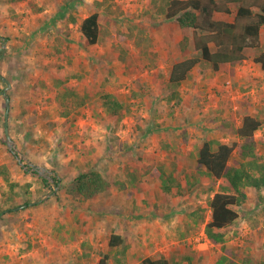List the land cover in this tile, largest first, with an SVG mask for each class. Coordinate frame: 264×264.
<instances>
[{
	"label": "rangeland",
	"instance_id": "1",
	"mask_svg": "<svg viewBox=\"0 0 264 264\" xmlns=\"http://www.w3.org/2000/svg\"><path fill=\"white\" fill-rule=\"evenodd\" d=\"M96 1L0 0V72L11 82L9 130L17 146L14 152L7 142V83L0 80V167L17 184L0 176V264H98L106 253L108 264L183 255L191 260L180 264H218L221 256L227 264H264V188L245 189L238 218L215 243L205 225L218 183L196 163L205 140L239 141L247 114L263 121L255 138L264 160V70L255 52L219 72L200 63L174 87L172 64L199 56L192 30L166 20L152 0H109L100 7V39L88 44L79 25ZM261 42L264 52V26ZM66 86L80 95L116 94L125 117L110 119L99 96L79 106L68 95L60 104L56 94ZM174 164L181 183L165 196L160 170ZM91 169L118 185L75 199L71 182ZM112 234L124 242L109 251Z\"/></svg>",
	"mask_w": 264,
	"mask_h": 264
},
{
	"label": "trees",
	"instance_id": "2",
	"mask_svg": "<svg viewBox=\"0 0 264 264\" xmlns=\"http://www.w3.org/2000/svg\"><path fill=\"white\" fill-rule=\"evenodd\" d=\"M23 0H8L16 5ZM109 0L96 1V10L86 16L79 25L80 31L88 44H96L101 36L100 7ZM153 7L166 20H175L180 28L191 29L194 50L199 56L185 57L172 64L168 73V83L180 86L191 77L192 71L200 63L206 64L213 71L219 72L226 65L235 66L248 59V51H254L253 60L264 70V52L262 51L261 30L264 26V0H152ZM109 8V6H107ZM75 20V18H73ZM76 23V22H75ZM189 37L180 40L183 56L189 53ZM60 84V80H56ZM44 86L47 84L44 82ZM75 95L77 104L83 105L99 96L105 114L115 122H120L126 115V103L111 92L86 89L83 95L66 86L62 95L58 92L56 98L64 104L63 98ZM69 111L61 113L68 116ZM263 126V121L253 115H245L236 134L239 141L231 144L205 140L197 150L196 163L203 167L214 182L218 183L217 190L213 188V196L209 201L211 210L210 220L205 225L207 237L215 243L225 241V233L239 216L237 206L247 198L246 188H264V160L258 154V142L255 133ZM216 142V146H215ZM176 165L169 173L160 170L161 190L168 196L174 186L180 185ZM0 176L10 185L8 171L0 167ZM187 174L186 177H188ZM45 181L46 179L43 178ZM189 180V179H188ZM118 182L106 177L97 169L81 171L71 182L69 192L75 199L88 200L102 192L111 190ZM194 184H190L192 186ZM119 234L110 237L109 251L123 243ZM109 253H106L98 264H108ZM191 260L189 255L181 256L180 260L170 258L143 259V264H180ZM227 258L221 256L218 264H227Z\"/></svg>",
	"mask_w": 264,
	"mask_h": 264
},
{
	"label": "water",
	"instance_id": "3",
	"mask_svg": "<svg viewBox=\"0 0 264 264\" xmlns=\"http://www.w3.org/2000/svg\"><path fill=\"white\" fill-rule=\"evenodd\" d=\"M0 80H2L3 82L7 83V86L2 91V94L5 96V100H6L5 134H6V137H7V142H8L9 147L15 152L17 150V146H16L15 142L13 141V139H12V137L10 135V130H9V117H10V108H11V97L8 94V89L11 87V82L1 72H0ZM24 166H25V164H24Z\"/></svg>",
	"mask_w": 264,
	"mask_h": 264
},
{
	"label": "crops",
	"instance_id": "4",
	"mask_svg": "<svg viewBox=\"0 0 264 264\" xmlns=\"http://www.w3.org/2000/svg\"><path fill=\"white\" fill-rule=\"evenodd\" d=\"M29 164H31L32 166H34V167H39V166H37V165H35V164H32L31 162H29ZM44 169V168H43Z\"/></svg>",
	"mask_w": 264,
	"mask_h": 264
}]
</instances>
